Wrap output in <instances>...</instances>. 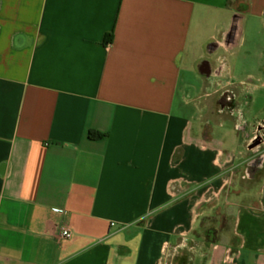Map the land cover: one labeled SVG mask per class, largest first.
<instances>
[{
  "label": "crops",
  "instance_id": "crops-1",
  "mask_svg": "<svg viewBox=\"0 0 264 264\" xmlns=\"http://www.w3.org/2000/svg\"><path fill=\"white\" fill-rule=\"evenodd\" d=\"M242 1L0 0V264H264V169L242 177L257 131L229 105L242 136L183 110L193 74L225 92L264 68L235 51L264 22Z\"/></svg>",
  "mask_w": 264,
  "mask_h": 264
},
{
  "label": "rangeland",
  "instance_id": "rangeland-1",
  "mask_svg": "<svg viewBox=\"0 0 264 264\" xmlns=\"http://www.w3.org/2000/svg\"><path fill=\"white\" fill-rule=\"evenodd\" d=\"M245 3L246 0H243L239 8H243L242 10H244L246 7ZM245 13H243V15H246ZM247 18L249 22L246 23V28L244 27L245 29L243 32V37L246 41L235 50L236 54L239 56L248 54L253 56L255 52H260L261 48L262 50L264 49V22L260 23L254 15L247 16ZM191 77L193 81L192 84L195 86L193 91H191V97L195 103L191 106L185 107L184 109L181 108L182 106H179V111L184 110V113L189 114L190 112H193V114H197L198 109L202 107L200 105L209 104L210 106L203 113V116H205L206 119L210 121V128L214 133H230L229 135L234 137L242 136V134H244L241 131L239 132L234 130V120L229 110H225V112L219 113V111L221 110L220 99L224 98V93L232 96L233 102L236 101L235 107L233 105L230 109L234 113L236 108L235 115H241L244 117L247 123V132H249V130H252V128L258 122L264 121V68L256 67L252 70V76L251 78H249V87H245L242 85H233L231 86L232 91L225 92H217V88L214 85L209 86L208 88H204L201 77L197 74H193ZM232 77H230L231 81L233 79ZM244 77V75H239L237 79H244ZM195 105H199V108L197 106L195 107ZM226 106L227 105L223 107L226 108ZM220 123L222 125H220ZM250 150L254 152V154H252V159L250 160V162L253 159L259 158L264 154H261L262 148L260 147ZM258 172L259 171L256 172V167H245V170L242 173V177L243 179L248 180L250 178H253L254 175ZM243 189L249 190V187H243ZM201 226V234H203L205 237V233L208 229L222 226V222L220 218L207 219L202 221ZM212 230L215 232L214 229Z\"/></svg>",
  "mask_w": 264,
  "mask_h": 264
},
{
  "label": "water",
  "instance_id": "water-1",
  "mask_svg": "<svg viewBox=\"0 0 264 264\" xmlns=\"http://www.w3.org/2000/svg\"><path fill=\"white\" fill-rule=\"evenodd\" d=\"M240 18H241V16L239 14H236L234 16L232 27L226 35L225 44H226V47L228 49H234L239 44V39H240L239 20H240ZM199 70H200L201 74H203L205 76L211 75V69L209 67V63H207V62L202 63ZM257 145H258V142L254 141L250 145V149L257 146ZM250 166L256 167V172L263 170L264 169V154L261 155L259 158L253 159L251 162H249L247 167H250Z\"/></svg>",
  "mask_w": 264,
  "mask_h": 264
},
{
  "label": "flooded vegetation",
  "instance_id": "flooded-vegetation-1",
  "mask_svg": "<svg viewBox=\"0 0 264 264\" xmlns=\"http://www.w3.org/2000/svg\"><path fill=\"white\" fill-rule=\"evenodd\" d=\"M210 67V65H209ZM211 69V67H210ZM211 74H212V70H211ZM224 98L220 99V104L222 106H225V105H229V106H233V98L232 96L228 95L227 93H224L223 94ZM225 99V100H224ZM254 129L257 131L256 133V137L254 139L255 142H259V147L262 148V153H264V121L262 122H258L255 126H254Z\"/></svg>",
  "mask_w": 264,
  "mask_h": 264
},
{
  "label": "trees",
  "instance_id": "trees-1",
  "mask_svg": "<svg viewBox=\"0 0 264 264\" xmlns=\"http://www.w3.org/2000/svg\"><path fill=\"white\" fill-rule=\"evenodd\" d=\"M247 11V6L245 7V9H244V11H242V12H246ZM113 34H114V30L112 31V33L111 34H109L108 35V38H107V43H111L112 42V40H113ZM89 138L90 139H92V140H97V139H102L105 135L104 134H101V133H99V132H93V131H91V132H89ZM211 229V230H210ZM210 229H208L207 230V232H209V234H211V235H213V230H212V228H210ZM206 232V233H207ZM212 232V233H211ZM210 236V235H209ZM208 236V237H209ZM210 239V238H209Z\"/></svg>",
  "mask_w": 264,
  "mask_h": 264
},
{
  "label": "built area",
  "instance_id": "built-area-1",
  "mask_svg": "<svg viewBox=\"0 0 264 264\" xmlns=\"http://www.w3.org/2000/svg\"><path fill=\"white\" fill-rule=\"evenodd\" d=\"M111 225L115 226L114 223H112ZM60 236L64 239H70L72 237V232L69 229H62L60 232Z\"/></svg>",
  "mask_w": 264,
  "mask_h": 264
}]
</instances>
